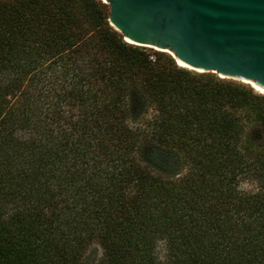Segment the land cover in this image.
I'll use <instances>...</instances> for the list:
<instances>
[{"label": "trees", "instance_id": "trees-1", "mask_svg": "<svg viewBox=\"0 0 264 264\" xmlns=\"http://www.w3.org/2000/svg\"><path fill=\"white\" fill-rule=\"evenodd\" d=\"M108 14L0 0V264H264V94Z\"/></svg>", "mask_w": 264, "mask_h": 264}, {"label": "water", "instance_id": "water-1", "mask_svg": "<svg viewBox=\"0 0 264 264\" xmlns=\"http://www.w3.org/2000/svg\"><path fill=\"white\" fill-rule=\"evenodd\" d=\"M124 41L264 93V0H102Z\"/></svg>", "mask_w": 264, "mask_h": 264}, {"label": "rangeland", "instance_id": "rangeland-1", "mask_svg": "<svg viewBox=\"0 0 264 264\" xmlns=\"http://www.w3.org/2000/svg\"><path fill=\"white\" fill-rule=\"evenodd\" d=\"M143 47V46H142ZM146 49L147 52H149L150 54H154V52H160L164 55H168L170 56L171 58H173L168 52H164V51H160V50H156V49H152V48H148V47H143ZM174 59V58H173ZM175 61V60H174ZM177 64V62H176ZM178 65V64H177ZM189 69V68H188ZM197 72V71H196ZM204 74H209V75H214V76H217L219 77L217 74L213 73V72H203ZM221 78V77H220ZM226 80H230V81H234V82H237V83H243L245 85H247V83H244V82H240V81H237V80H233V79H230V78H224ZM240 188L242 190H251V189H254L255 187H253L252 183L250 182H247V181H242L240 183ZM160 253H162L164 250H163V246L160 245ZM163 254V253H162Z\"/></svg>", "mask_w": 264, "mask_h": 264}, {"label": "bare ground", "instance_id": "bare-ground-1", "mask_svg": "<svg viewBox=\"0 0 264 264\" xmlns=\"http://www.w3.org/2000/svg\"><path fill=\"white\" fill-rule=\"evenodd\" d=\"M171 55V54H170ZM172 56V55H171ZM173 57V56H172ZM174 58V57H173ZM175 62H176V60H175ZM178 64V63H177ZM179 66H182V67H186V68H188V66H184V65H181V64H178ZM222 77V76H221ZM249 86H251L250 84H248ZM252 87V86H251ZM256 92H258V93H261V92H259V91H257L254 87H252ZM262 94H264V93H262Z\"/></svg>", "mask_w": 264, "mask_h": 264}]
</instances>
